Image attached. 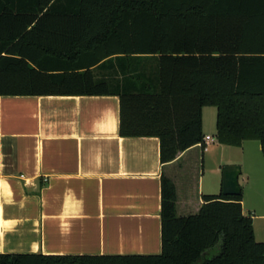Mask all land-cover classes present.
<instances>
[{
	"label": "trees",
	"instance_id": "trees-1",
	"mask_svg": "<svg viewBox=\"0 0 264 264\" xmlns=\"http://www.w3.org/2000/svg\"><path fill=\"white\" fill-rule=\"evenodd\" d=\"M71 94L118 95L119 134L157 136L162 163L202 140L204 106L219 142L258 139L264 156V0H0V95ZM202 199L178 216L161 177L158 254L0 253V264H264L241 194Z\"/></svg>",
	"mask_w": 264,
	"mask_h": 264
},
{
	"label": "crops",
	"instance_id": "crops-1",
	"mask_svg": "<svg viewBox=\"0 0 264 264\" xmlns=\"http://www.w3.org/2000/svg\"><path fill=\"white\" fill-rule=\"evenodd\" d=\"M119 124L115 94L0 95V253H160L161 177L175 186L176 214L196 213L203 195L221 192L222 175L205 187L201 178L215 143L210 174L239 165L242 213L259 210L264 219L261 143L219 142L215 107L201 110L202 138L213 137L208 150L197 143L165 163L157 136H121ZM227 147L239 154L226 158Z\"/></svg>",
	"mask_w": 264,
	"mask_h": 264
},
{
	"label": "rangeland",
	"instance_id": "rangeland-1",
	"mask_svg": "<svg viewBox=\"0 0 264 264\" xmlns=\"http://www.w3.org/2000/svg\"><path fill=\"white\" fill-rule=\"evenodd\" d=\"M218 145H219L218 143H215L211 148L212 150L209 152V153H212L215 155L214 160L212 162H208L206 160L204 162L205 163L204 166L201 169V173H202L201 178H202V182H203L204 187L207 185H210V184L213 185V183H215V182L220 183L221 175H222V169H219V172H218V174H216L215 179H214V176L212 174H210V172H209V171H211V169H215L217 164H218V161H219L218 153L220 151L219 150L220 146H218ZM225 149H226L225 150L226 158L232 157L234 154H239V151H240V150H238V148H235V147H227ZM217 175H219V176H217ZM256 182L259 183L258 181H256ZM249 185H253L252 181H250L248 184H243L242 186L246 190V187H248ZM218 190L220 191V189H218ZM262 200H263V205H264V196H263ZM247 214L249 216H252L253 226H254V231H255V233H254L255 239L257 241L264 242V219H263V217H261L259 215L262 213L259 210H257L256 213L247 212Z\"/></svg>",
	"mask_w": 264,
	"mask_h": 264
},
{
	"label": "water",
	"instance_id": "water-1",
	"mask_svg": "<svg viewBox=\"0 0 264 264\" xmlns=\"http://www.w3.org/2000/svg\"><path fill=\"white\" fill-rule=\"evenodd\" d=\"M240 166L237 164H227L222 167L221 193L224 195H239L241 187L238 182Z\"/></svg>",
	"mask_w": 264,
	"mask_h": 264
},
{
	"label": "built area",
	"instance_id": "built-area-1",
	"mask_svg": "<svg viewBox=\"0 0 264 264\" xmlns=\"http://www.w3.org/2000/svg\"><path fill=\"white\" fill-rule=\"evenodd\" d=\"M211 142H213V137L210 135H205L198 144L202 148L203 151H206L208 150Z\"/></svg>",
	"mask_w": 264,
	"mask_h": 264
}]
</instances>
